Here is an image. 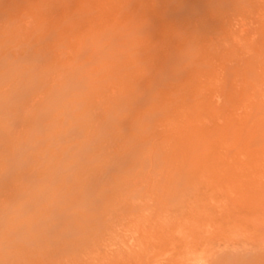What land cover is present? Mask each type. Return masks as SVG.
Here are the masks:
<instances>
[{
  "label": "rangeland",
  "instance_id": "rangeland-1",
  "mask_svg": "<svg viewBox=\"0 0 264 264\" xmlns=\"http://www.w3.org/2000/svg\"><path fill=\"white\" fill-rule=\"evenodd\" d=\"M1 7L0 264H264V118L258 148L241 143L222 162L219 140L187 159L173 140L161 146L168 117H99L98 97L129 84L95 61L90 76L82 44L40 40L22 5L9 15ZM236 17L241 49L255 24ZM189 76L201 86L206 75Z\"/></svg>",
  "mask_w": 264,
  "mask_h": 264
},
{
  "label": "bare ground",
  "instance_id": "bare-ground-1",
  "mask_svg": "<svg viewBox=\"0 0 264 264\" xmlns=\"http://www.w3.org/2000/svg\"><path fill=\"white\" fill-rule=\"evenodd\" d=\"M50 1L6 0L0 6L9 15L22 5L32 23L31 35L40 40H71L70 50L82 44V53L90 52L83 64L90 76L94 73L88 65L95 61L97 72L113 69L111 78L129 84L122 94L110 90L98 97L99 117H168L170 135L161 146L170 148L167 142L173 140L172 148L186 158L219 140L222 162H230L226 153L241 143L260 146L262 123L257 120L264 118V90L256 84L257 77L264 79V3L260 0H55L56 10L50 9ZM235 17L255 24L253 40L243 47L238 42L241 49L233 45L239 38L236 28H230ZM215 31L214 41L209 42L205 35ZM196 45L197 52H190L188 47ZM239 53L244 56L231 71L229 64ZM126 67L129 76L121 74ZM195 68L206 75L201 86L189 76ZM228 75L229 81L234 78L243 84L240 90L233 82L229 85ZM252 76L256 82L250 86ZM253 96L258 98L255 103ZM115 101L125 104L115 108ZM231 117L244 118L238 123ZM32 133L25 135L20 147Z\"/></svg>",
  "mask_w": 264,
  "mask_h": 264
}]
</instances>
